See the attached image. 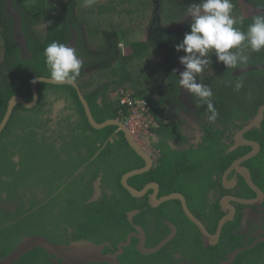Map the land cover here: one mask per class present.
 <instances>
[{"label": "trees", "instance_id": "16d2710c", "mask_svg": "<svg viewBox=\"0 0 264 264\" xmlns=\"http://www.w3.org/2000/svg\"><path fill=\"white\" fill-rule=\"evenodd\" d=\"M11 1L12 7L18 12L21 19V31L26 40V47L28 54L26 55L23 47L17 40V35L15 32V18L10 14L8 8V2ZM108 4L100 3L101 0H94L90 7L92 15L81 20L77 14L78 10H81L83 7H86L85 0H0V123L5 116V113L8 108L9 101L11 97L15 94L21 95L28 101L33 99L32 92V80L37 76H48L50 77V72L46 65V57L44 56V49L52 41H58L60 43L68 44L72 38V28H74L78 33V42L75 46L76 54L79 57L87 58L93 56L85 45L82 23L83 26L89 25L91 21L95 24L100 17V14L105 13L106 10H112L115 12L116 8H120L123 5L128 4L127 10L116 11L119 14L120 18L125 22L124 29L120 31H114L112 34L113 42L115 48L120 44V42L125 43L130 47L131 55L123 56H113L111 52L107 57L109 58L108 64L113 62V69L117 68V64L121 67L119 72V77L111 80L107 83H101V80H96V86L89 83L86 80V69L92 66L88 61H82V68L80 76L76 79L79 83L82 90L85 91V97L87 98L90 107L92 109L93 115L98 122H103L107 119L117 118L122 116L120 114V103L119 101H110L108 99V91L110 88H118L120 86L126 88H132L134 93L138 97H143L147 99L151 106L152 110L155 113L158 120L162 123L161 116H164L165 111L161 108V105L167 99L171 101L176 100L178 102V95L180 94V86L178 84L179 76L175 70V56L184 55L183 51L177 52L175 50V44L179 43L184 36V33L190 31L189 24L185 25L182 29H175L169 27L166 29L162 26L165 22L168 25H174L179 21L184 15V11L192 5L197 4L200 0H159V7L161 10V16L163 19L162 22L154 21L151 23L154 24V31L149 35V40H132L131 35L136 31L137 27H142L141 19L138 18L142 15H145L148 9H152L154 6L152 0H108ZM254 5H258L257 0H250ZM234 5L232 15L236 14V10H240L241 3L238 0H232ZM104 5H109L108 8L102 10L101 7ZM154 11V7L152 12ZM264 12L258 13L262 14ZM257 15V14H255ZM254 15L249 17H242L243 24L238 23L236 27L241 28V30L247 29V25L251 23V19ZM241 17L236 18L238 21ZM148 24V23H147ZM160 26V27H159ZM136 28V29H135ZM148 28V27H147ZM93 29V27H92ZM91 29V31H93ZM105 35H110L111 32L105 31ZM163 45L167 52V59L164 63L160 64L158 67H149L148 65L142 66V59L146 58L151 50L158 52L157 50ZM244 54H246L245 49L246 45L241 46ZM112 47V50L116 51ZM231 51H238L234 49ZM113 52V51H112ZM212 57L213 62L206 66L201 72L197 79L198 82L208 85L213 91V98L216 101L215 108L218 111L217 121L226 127L225 129L214 130L213 126L208 124L206 121L204 124L200 123L204 132L208 135V144L206 145V152L194 154L191 153L190 156H197L196 162L189 160V163L200 164L204 159H211V163L221 165L224 162V159L228 157L229 159H235L242 154H245L249 147H241L238 150H235L227 155L219 157L216 153H221L224 149L227 148L224 143H222L221 137L222 133L224 134L227 130H230V127L240 128L243 125L237 124V120L242 122L249 121L256 113L261 104H264V90L261 91L260 98L261 101L255 102L251 105L250 108H245L246 99L253 92L259 90L261 86L260 81L257 78L264 76V67L257 68L255 70L247 71L242 74H235V71L238 68L246 66H257L264 65V50L260 52H253L249 56V62L247 65L238 66L235 69L225 68L222 62L217 63L214 55V51L209 53ZM111 56V57H110ZM96 60V59H95ZM94 60V62H95ZM104 61V60H103ZM103 63L98 64L99 66ZM212 69L213 73L211 75H205L208 73V68ZM256 75V77H254ZM259 76V77H258ZM250 77V78H249ZM237 80H242L244 87L239 91L234 90V82ZM229 81L233 83H228ZM264 86V83H262ZM68 87L71 90L70 101L73 102L74 108H76V117L73 123L78 124V134H89L92 136L86 137L89 141L86 143V148L92 154L98 150L101 146L106 145V152L114 149H123L127 153H122V158H125L126 155L131 157L136 156L138 161L132 159V163L127 164V168L113 176L114 184L116 189H119L120 197L115 195H105V198L101 200V207L96 209L94 204L91 203L88 205L87 213L91 211V219L86 223L82 221L77 227L75 232V239L90 238L94 243H103L105 241L111 242L113 247H108L109 251L116 249V244L119 240H122L126 237L127 233L132 229L127 219V214L130 210L135 208L134 205L135 198L130 195V193L122 186L120 178L123 173L140 168L144 165V162L141 158L136 155L134 150L128 145L125 135L122 131L118 132L117 141L110 143L109 138L111 135L117 131V126H107L103 129L93 128L87 118L82 102L78 96L76 89L72 85H53L41 82L39 84L40 92V101L39 104L32 109H28L22 105H18L16 108L28 112H37L40 111L43 107L41 106L44 103H47V108H49L52 100H42V89L46 88L58 89ZM261 88V87H260ZM88 90V92H87ZM42 91V92H41ZM47 97V95H46ZM102 97V101L99 102V98ZM193 101L199 108L200 116H205V104L199 100V98L191 95ZM45 106V107H46ZM44 107V108H45ZM50 110V109H49ZM48 110V111H49ZM162 110V111H161ZM47 112V111H46ZM50 112V111H49ZM19 111L12 115L10 121L12 122L21 114H18ZM160 113V114H159ZM23 113L21 114V117ZM47 121H50V117L41 115ZM24 118V117H23ZM34 123V118L31 119ZM44 121L47 124V121ZM12 123L8 124L6 128L0 134V150L7 149L10 146V135L12 130ZM24 126L26 122L23 123ZM178 125V130H177ZM180 122H176L175 125H163L160 127L158 132L165 136L170 133L177 132L179 135ZM25 131V130H24ZM45 131V130H44ZM251 138H256L262 143V151L256 158V160H261L264 164V120L262 122V129H253L247 134ZM7 136L9 137L7 140ZM94 136V137H93ZM79 137V136H78ZM74 138H76L74 136ZM84 139V138H83ZM92 140V141H91ZM78 141V140H77ZM75 139V148L76 146ZM96 141L101 142V145H97ZM162 147L163 156L160 158L158 167L155 170L145 172L143 174L136 175L131 178L135 186L142 188L150 180H161L163 175L166 174H175V171L178 172V167L183 163L184 152H179L177 150L168 149L164 151L163 144H160ZM192 150V149H191ZM200 158V159H199ZM224 167V166H223ZM221 169V168H220ZM109 174L108 177L109 178ZM163 181V180H162ZM175 188H171L168 192L174 191ZM118 193L117 190H115ZM65 194L62 196L59 195V198H65ZM254 195V193H253ZM66 202L68 199H64ZM121 200V202H120ZM119 201V202H118ZM133 201V202H132ZM99 204V203H98ZM96 212V214H95ZM34 214V213H33ZM105 214V215H104ZM32 214L27 215L23 219L25 221H15L14 223L8 222L5 224V229L1 232L4 233L5 242H0V258L7 257L11 252H13L16 247L23 241L25 236H31L36 233V231H30L29 228L25 226L26 220H31ZM35 215V214H34ZM31 216V217H29ZM105 216V217H104ZM29 217V218H28ZM106 223L104 228V235L100 234L103 230V225ZM224 229V236L226 231L230 227ZM85 233L90 234L89 237L84 235ZM2 233V234H3ZM120 233L118 238L116 234ZM100 235L96 237L97 235ZM251 240L248 242L250 243ZM243 246L242 243L234 242L233 247ZM134 250L132 246L126 248L125 253L131 252ZM258 249H264V243L258 245V247L250 249L249 252L257 251ZM136 253V250H134ZM227 253V252H226ZM225 253V254H226ZM137 254V253H136ZM224 255V254H223ZM223 255L219 256V260L224 259ZM128 259L123 262V264H139L140 255L135 257L130 254ZM171 257V255H170ZM246 252L241 253L237 260L243 261L245 263ZM55 256L49 254L45 249L37 247L26 254H24L16 263L18 264H53L52 259ZM143 258V257H142ZM169 259V257H168ZM173 259V258H171ZM256 258H250V264L256 262ZM59 262L61 259L58 260ZM88 264H108L103 263H88ZM235 264V263H234Z\"/></svg>", "mask_w": 264, "mask_h": 264}, {"label": "flooded vegetation", "instance_id": "af4514ba", "mask_svg": "<svg viewBox=\"0 0 264 264\" xmlns=\"http://www.w3.org/2000/svg\"><path fill=\"white\" fill-rule=\"evenodd\" d=\"M247 1L254 6L255 10H259V12H254V14H250L244 17H249L251 15L264 12V7L254 5L250 0ZM239 12L240 10H236V18L242 17L241 13ZM40 83L41 82H39V84ZM46 89L47 97L45 94V98L48 100H52L45 115L50 117V121H47L46 119H44V117L40 116L38 118H34L33 124L30 122H26V125L30 126V128L28 129L30 130V134H32L31 136L33 137V139L38 138L41 135H49L50 132L54 130L55 126L58 127V125H61V120H66L68 118L74 119L77 114L73 102L70 101V95L63 93L62 91L57 92L56 90L51 88ZM179 96L180 94L178 95V98ZM63 100L65 101V103H62ZM191 100L195 109H188L184 104L180 102L179 99L178 102L176 100L171 101L170 99H167L161 105V108L165 111V114L163 116L165 125L173 126L176 124V122H180L179 135L177 134V132H173L167 136L160 134L159 132H155L154 135L145 139V144L140 143L135 138H133L136 144L150 157L153 162L152 167L149 171L155 170L158 167L159 160L163 156L162 147L160 146V144H163L164 151L172 149L179 152H184L185 155L183 156V163L178 167V172L175 171V174L165 173L163 175V179H161L160 181L150 180L147 183H157L159 186L158 191H155V189L151 187L146 192V194L142 196L134 197L130 194L135 198L134 202H132L134 203V205H136L135 208L130 210L127 214V219L130 223L128 225H130L132 229L127 233L124 239L117 242L116 249L113 251H109L108 248L113 247L111 242L105 241L103 243H97L105 244L104 253L115 252L117 250L118 244L121 241H126L129 235L133 234L130 246H132L134 250H136V253L140 255L141 258L139 264H221L223 261L228 260L230 258V254L236 249L248 246L256 240L264 238V197H262L259 204H245L235 200L236 198L238 200L257 199L256 192L249 186L245 176L240 173L235 165V161L237 159L252 151L254 147L248 144L239 146L235 150H238L241 147H249V150L245 154H242L235 159H229L228 157H226L221 167L218 165L209 164L211 163V159H204V161L200 164H194L196 162L197 156L192 157L190 156L191 153L199 154L205 152L207 154L206 145L208 144V135L204 132L200 123L204 124L207 121L208 124L213 126L214 130L225 129L226 127H224V125L219 123L217 120L215 122H209L206 113L204 117H201L199 114L200 112H198L199 108L193 101L192 97ZM56 104L57 106L55 107ZM41 106L44 108L46 104L44 103ZM16 107L14 108L13 113L15 114L16 111H19L18 114H20L21 109L18 110V108ZM45 108H47V106ZM186 111L190 112L189 114L185 115V117L188 119V122H193L195 129H197V131L193 133H185V122L183 121L182 114H184ZM167 116H170V119L168 121L166 120ZM10 118L6 126L11 123ZM45 120L47 121V124L44 122ZM236 122L237 124H242L243 126L240 128H233V126H231L230 130H227L224 134H221L222 143H224L227 148L224 149L221 153L216 151L219 157L235 151H230V149L235 144L236 133L239 129L243 128L245 124L248 123V121L244 123L241 120H237ZM26 129L27 127L23 125V130H25L24 132H26ZM253 129H262V124L261 127H256ZM251 130H249L248 132H250ZM118 132H114L111 135V137L109 138L110 143L117 141ZM248 132L245 133V138L258 142L260 145V149L253 158L242 162L239 166L240 168H246L248 170L252 180L264 192V164L261 160H256V158L262 151V143L256 138L249 137L247 135ZM78 136L80 139H76V141H84L85 138L83 139V137H89L92 135H75V137L77 138ZM69 137L70 136H68V138ZM69 139L75 141V138ZM96 144L100 146L101 142L96 141ZM8 146L12 147L11 143H9ZM23 146L25 145L23 144ZM105 148L106 145L101 146L98 150L91 154L86 148V144L82 147H79L78 149L74 147L75 152H77L79 157L77 163H79L80 166L78 169L73 171L71 176H69V179L61 185V187H63V190L61 192L54 191L55 193L53 192L51 194L41 192L42 194L40 197H44L43 200L38 203L37 206L31 205V208L27 212L22 214L19 218H24L27 215L33 214L41 208H45L52 203L56 204L57 202L58 204H65V202L63 201V197L62 199H58L59 195H61L65 190H67L66 197L68 198L69 204L72 200L71 198H69V193L73 190H79L78 192L74 193L78 194V197H76L77 199H81V206L78 211L79 213H84V215H86L88 205L91 203L94 204L93 206H95L96 209H99L101 207V200L105 198V195L111 196L116 194L118 197H120V190L116 189L114 180L112 178L113 176H116L115 174L127 168V164L132 163V159L134 157H131L130 159L129 156L126 155L125 158H122V153H127L126 150L114 149L106 152V150H104ZM19 153H6L2 161L3 166H5L7 163L12 166L16 164V167L20 166L21 157ZM135 153L136 155H138L137 152ZM138 156L144 162L143 166H145L146 161L140 155ZM189 160L195 162L189 163ZM134 161H138L136 156L134 158ZM125 173H123V175ZM108 174L110 175L109 178H107ZM123 175L120 178L121 184ZM131 178L128 180L129 184L134 186L138 190L143 189L147 185L146 184L142 188H138L137 186H135ZM57 185L58 182L55 187ZM171 188H175V190L168 192V190ZM115 190H117L118 193H116ZM4 191L5 190L0 191V195ZM174 192L181 194L185 198L190 211L199 221L204 224L205 228L212 236L217 233L220 221L226 215L230 214L231 208L235 210L234 217L224 224L219 240L217 242L206 243L204 241L203 234L199 227L186 215L181 199L176 198L168 201H163L162 203L159 202L162 197ZM94 198L97 199L93 200ZM62 207L65 208V206H60V208ZM133 210L137 212L134 214L132 219H130L129 213ZM88 214H91V211ZM90 216L87 221L91 219ZM18 219H16L15 221H17ZM15 221H12L11 223H14ZM227 225H229L228 227L230 228L228 231H226L224 236V229L227 227ZM78 226L79 224L77 221L69 222L63 230V237H61L60 241H54L49 238L48 239L54 243L63 245L65 248L73 245L75 242H80L83 240L92 241L90 240V238L83 237L75 239V230H77ZM174 228L176 229L175 231ZM87 234L88 233L84 232V235L86 237H89L90 234ZM35 235L44 236L47 238L48 234L46 235L42 233H36ZM170 235H174V237L157 253L145 255L139 252L138 247L142 242L146 248H152ZM116 236L119 238L120 233L116 234ZM250 240L251 242L248 243ZM233 241L242 243L243 246L240 245L234 248ZM263 243L264 241H261L258 245ZM258 245L256 247H258ZM128 247H125L124 253L119 256L121 264H123V262L128 259V255L132 254L134 257L137 255L133 249L128 254L125 253L126 248ZM249 250L250 249L239 252L235 260L230 264H242L243 261L240 262V260H236L238 256L243 252H246L244 264H250L251 262L249 259L252 257L256 258L255 260H257L256 262H253L254 264H264V249H258L257 251L253 252H249ZM221 255H223L222 257L225 258L219 260L218 257ZM59 259H61L60 263H62L64 260L63 258ZM13 264L18 263L15 262Z\"/></svg>", "mask_w": 264, "mask_h": 264}, {"label": "rangeland", "instance_id": "374dc122", "mask_svg": "<svg viewBox=\"0 0 264 264\" xmlns=\"http://www.w3.org/2000/svg\"><path fill=\"white\" fill-rule=\"evenodd\" d=\"M238 1L241 3L239 13H241L242 17L254 14V12H259V10H255L254 6L248 3L247 0ZM108 2V0H101L100 3L108 4ZM152 2L154 4V6L152 5V9L154 7V11L152 12V9H148L145 15H142V17L140 16L138 18V20L141 19L142 21V27H137V29L135 28L136 31L131 35L132 40L148 41L149 35L154 31V24L151 23V21H157L158 23L162 22L161 19L163 18L161 16V10L158 4L159 0H152ZM108 6L109 5H104L101 7V9L105 10V8L107 9ZM128 6L129 5L126 4L120 8H116L115 12H112V10H106L105 13L103 12L100 14L96 24L91 21L89 25L87 24L83 26V23L81 25L85 41L84 43L89 49L88 51L93 56L83 59L82 57L80 58L83 62L88 61V65L93 63L92 66L86 69V80L93 84L94 87L96 86V80H94L93 77L98 80H103L102 82H109L114 76L119 77L121 67L116 64L115 66L117 68L113 69V62L108 64L109 58L107 57V53L109 54L111 52V55L119 57L123 56V58H125V56L128 54L133 56L128 45L120 42V44H118V46L115 48V44L112 40L114 37L112 33L114 31H120L121 29H124L125 25V22L122 20V18H120L116 11L127 10ZM87 7L90 6L83 7L81 10L77 11V14L79 15L78 17L81 20H84L85 18L92 15L91 9ZM187 9L184 11L182 18L177 21L176 24L168 25L164 22L162 26L166 29H169L168 26L175 29H182L185 25L187 26L191 19V17H188ZM15 15L17 18V13ZM236 15L237 13L234 14V18H236ZM91 29L93 31H91ZM104 30L111 32V34L105 35ZM77 42L78 41H76L74 46H76ZM112 47L115 48L116 51L112 50ZM157 51L158 52H154V50H151L150 53H146L148 56L142 59V66L148 65L149 67H158L160 64L164 63L167 59L166 48L161 45ZM245 52L246 54H249V56L252 53L251 49L248 47H246ZM27 54L28 53H26V55ZM208 59L209 64L207 66L213 62L210 54ZM100 63L103 64L99 66L98 64ZM212 73L213 71L210 67L208 68V73L206 72L204 74L211 75ZM254 77H256V75H254ZM257 79L260 81L261 88L258 87L259 90L257 92H253L249 97H247V103L245 106L247 109L250 108L253 103L262 100H260V98H262L260 94L261 91L264 90V86L262 85V83H264V76ZM42 91V100L44 99L45 102H47L45 98L47 89H42ZM56 91H62L63 93L70 96L72 94L70 88L68 87L58 88ZM212 102L215 106L216 101L213 97ZM45 104L47 105V103ZM47 109L48 108H42L40 111L34 113L20 110L21 114L23 113V116L21 117L20 114L15 120L11 122L12 130L9 142L11 143L12 147L0 150V191L5 190L0 195V242H5L4 233L1 231L6 228H4L6 223L18 219L22 214L31 208V205L37 206L38 203H40L44 198L40 197L42 194L41 192H45L46 194H51L54 191L61 192L63 190L61 185L64 184L69 179V176H71L73 171L78 169L80 166L79 163H77L79 160L78 154L74 149L75 141L69 139H73L74 136L79 133L78 124L73 123L76 120L75 118L61 120V125H58V127L54 124V130L47 136L41 135L40 137L33 139L31 136L32 134H30L31 132L28 129L30 126H28L26 132H24L23 123L33 122L31 119L38 118L43 114L46 115ZM189 113L190 112L186 111L184 114H182L183 121L185 122V133H193L197 131V129L194 127V123L188 122V119L185 117V115ZM169 119L170 116H167L166 120L168 121ZM68 136L70 137L68 138ZM8 138L9 137L7 136V140ZM83 138H85L84 141L76 142L77 147H82L89 142L86 137ZM75 139L80 138L76 137ZM23 144L25 146H23ZM8 152L22 153V155L19 153L21 157L20 166L16 167V164L12 166L8 163L3 166V157ZM57 182L58 185L55 187ZM66 191L67 190L61 194L62 196L65 193V198H63L65 204H58L56 202V204L52 203L45 208H41L34 213L35 215L32 214V217L29 216L32 219L29 221L26 220L25 226L29 228L30 231H36V233H42L46 235L48 234L47 238L54 241H60L61 237H63V230L69 222L78 221L80 224L82 221H84L86 223L91 214L86 213V215H84V213H79L78 210L81 206V199H77L76 197H78V194L74 193L78 192L79 190H73L69 193V198L72 199L70 204L68 201L66 202L64 200L68 199L66 197ZM60 206H65V208H60ZM18 220H21L22 222L25 221L23 217L19 218ZM105 225L106 223H104L103 230L100 232L102 235H104ZM76 231L77 230H75V232ZM98 236L100 235L98 234L96 237Z\"/></svg>", "mask_w": 264, "mask_h": 264}, {"label": "water", "instance_id": "95a60500", "mask_svg": "<svg viewBox=\"0 0 264 264\" xmlns=\"http://www.w3.org/2000/svg\"><path fill=\"white\" fill-rule=\"evenodd\" d=\"M8 8H9L10 14L13 15L15 20H16L15 32L17 35V40L20 41L19 43L23 47V50L25 51V53H28L27 47H26V40H25V38L22 34V31H21L20 16H19L18 12H16V10L12 7L11 1L8 2ZM16 13H17V18L15 15ZM77 39H78V33L74 28H72V38H71L70 42L67 44V46L75 48L74 45H75ZM179 57L180 56H178V55L175 56V70H177L176 72L178 74H179V71L183 70V67L179 62ZM261 67H264V65L263 66L257 65V66L241 67V68H238L237 71H235V74H242L244 72L255 70V69L261 68ZM39 82H47V83H52V84H56V85L68 84V83H63V84L58 83V82L52 80L51 77H45V76L35 77L32 80V92H33V98L35 97V100L32 99L31 101H28L25 98H23L21 95H18V94L13 95L9 101L7 112L5 113V116L0 123V134L4 130L8 120L11 117L13 110L16 106L22 105L26 108H34L38 105L39 98H40V92H39V88H38ZM70 85H72L76 89L78 96H79V98L82 102V105L84 107L88 121L91 124V126L94 127L95 129H103V128L110 126V125L118 126L120 131H122L124 133L128 143L132 147V149L135 152H137V154L140 155L146 161L145 166H143L141 168H136V169L130 170L123 175V177H122L123 186L134 197H139V196L146 194V192L151 187H153L155 189V191H158L159 186L155 182L147 184L141 190H138L134 186L130 185L128 182V180L131 177H134L136 175L148 172L151 169L153 162L150 159V157L144 151H142L141 148L133 140V136H132L130 130L128 129V127L124 124V122L122 120H120L119 118L107 119L103 122H98L95 119V117L92 113L90 104H89L87 98L85 97V95H84L80 85L78 84V82L74 81ZM100 100H101V98H100ZM179 100L188 109H195L193 102L191 100V95L186 90L181 89ZM62 103H65V101L63 100ZM56 106H57V104L55 105V107ZM263 120H264V104H262L258 108L257 113L254 115V117L252 119H250L248 121V123L245 124V126L243 128L238 130V132L236 133V137H235V144L230 149V151H232V150L237 149L239 146L245 145V144H248V145H251L254 147V149L252 151H250L249 153H247L246 155L242 156L241 158H239L235 161V165H236L237 169L240 171L241 174H243L245 176L247 183L257 194V199H240V200H238L237 198L235 199L236 201H239V202L245 203V204L246 203L259 204L262 197H264V192L252 180L248 170L246 168L245 169L240 168V166H239L242 162L253 158L258 153V151L260 149L259 143L256 141L246 139L245 133L248 132L249 130L253 129V128L261 127ZM176 198H179L182 200L183 209L186 212V215L199 227V229L201 230V232L203 234V239L206 243L217 242L219 240V237H220V234L222 232V228H223L224 224L227 221L231 220L235 214V210L233 208H231L230 214L226 215L220 221L217 233L214 236H212L207 231L204 224L201 221H199L193 215V213L190 211V209L186 203L185 198L181 194L175 193V192L171 193L169 195L162 197V199L159 202L162 203L163 201H168V200L176 199ZM95 199H97V198H94L93 200H95ZM136 212L137 211H135V210L131 211L129 213V218L132 219V217L134 216V214ZM175 230L176 229L174 228V231ZM132 235L133 234L129 235V237L126 241H121L118 244L117 250L115 252H109V253H104L105 244H96L92 241L83 240L80 242H75L73 245H70L69 247L65 248L63 245H60L58 243H54L44 236L31 235V236L25 237L23 239V241L16 247V249L13 252H11L6 258H3V259L0 258V264H13V263L17 262L24 254H26L27 252H29V251L37 248V247H41V248L45 249L49 254H52L55 256V258L52 259L53 264H88V263H103V262H106L108 264H121L119 256L124 253L125 247L130 246V244L132 242ZM173 237H174V235L168 236L167 238L163 239L158 245H156L152 248H146L142 242L139 245L138 250L141 254H145V255L157 253ZM261 241H264V238L256 240L255 242H253L252 244H250L248 246L236 249L235 251H233L230 254V258L228 260L223 261L221 264L232 263L235 260V258L237 257L239 252H242V251L247 250V249H252V248L256 247ZM59 258L64 259L62 263L58 262Z\"/></svg>", "mask_w": 264, "mask_h": 264}, {"label": "clouds", "instance_id": "9594fccd", "mask_svg": "<svg viewBox=\"0 0 264 264\" xmlns=\"http://www.w3.org/2000/svg\"><path fill=\"white\" fill-rule=\"evenodd\" d=\"M93 2L94 0H85V5L91 6ZM257 3L264 6V0H257ZM233 7L232 0H200L199 3L190 5L187 9L188 17H191L190 31L185 32L183 39L175 44L177 52H184L179 57L183 70L179 71L178 84L182 90L199 98L207 106L209 122H215L219 115L212 102L213 91L197 79L209 64V53L214 51L216 62H222L226 69H235L249 62L242 45L253 52L264 50V13L254 15L245 31L236 27L238 23L243 24V18L239 21L234 18ZM232 49L238 51H231ZM44 56L52 80L71 84L80 76L83 62L74 48L52 41L44 49ZM243 87L242 80L234 82L235 91ZM118 130L120 131L119 127Z\"/></svg>", "mask_w": 264, "mask_h": 264}, {"label": "built area", "instance_id": "2783aa9c", "mask_svg": "<svg viewBox=\"0 0 264 264\" xmlns=\"http://www.w3.org/2000/svg\"><path fill=\"white\" fill-rule=\"evenodd\" d=\"M115 94L121 107V120L128 127L133 138L145 144V139L154 135L160 128V122L150 102L136 96L129 88L119 87L115 90Z\"/></svg>", "mask_w": 264, "mask_h": 264}, {"label": "crops", "instance_id": "0c3cea01", "mask_svg": "<svg viewBox=\"0 0 264 264\" xmlns=\"http://www.w3.org/2000/svg\"><path fill=\"white\" fill-rule=\"evenodd\" d=\"M116 78H118V77H113L112 78V80L113 79H116ZM98 81H100V80H98ZM103 80H101V83L103 84V83H107V82H102ZM110 82V81H109ZM79 84V83H78ZM120 87H122V86H120ZM119 88V87H118ZM126 88V87H125ZM82 89V88H81ZM129 89H131V90H133L131 87L129 88ZM181 89V88H180ZM114 90H116V89H113V88H110L109 89V91H108V99L110 100V101H118V99H117V96H116V94H115V91ZM83 91V93H84V95H85V91L84 90H82ZM134 91V90H133ZM87 92H88V90H87ZM180 93H181V91H180ZM100 98H101V100H100ZM99 98V102H101L102 101V97H100ZM92 110V109H91ZM93 113V112H92ZM160 114V113H159ZM117 118H119V117H117ZM111 119H113V118H111ZM120 119V118H119ZM121 120V119H120ZM161 120H162V123H163V125H165V120H163V116H161ZM160 122V121H159ZM162 123L160 122V127L162 126ZM91 125V124H90ZM113 126H116V125H113ZM118 127V126H117ZM94 128V127H93ZM160 129V128H159ZM158 129V130H159ZM158 130L156 131V133L158 132ZM116 132H118V130L116 131ZM171 134V133H170Z\"/></svg>", "mask_w": 264, "mask_h": 264}]
</instances>
